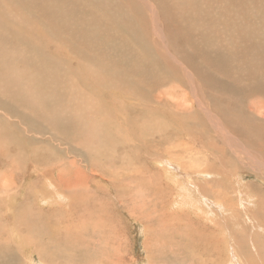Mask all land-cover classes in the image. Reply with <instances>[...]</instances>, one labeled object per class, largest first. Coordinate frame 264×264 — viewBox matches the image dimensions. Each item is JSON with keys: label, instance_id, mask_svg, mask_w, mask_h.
Segmentation results:
<instances>
[{"label": "bare ground", "instance_id": "obj_1", "mask_svg": "<svg viewBox=\"0 0 264 264\" xmlns=\"http://www.w3.org/2000/svg\"><path fill=\"white\" fill-rule=\"evenodd\" d=\"M3 1L8 3L7 7L3 5ZM185 1L190 3L189 0ZM205 1L207 4L208 0ZM239 1L243 4L241 8L243 9L247 0ZM141 2L143 10L151 12V14L149 12L150 16H139L141 9H135V11L142 23H150L149 30L153 34L151 36L153 38L149 37L148 39V37L142 38L140 36L142 32L137 31L134 19L128 13L132 7L129 2L124 0H0V167L5 166L8 162L15 167L10 171H3L2 168V173H5L4 176L7 174L9 177L8 173L11 176L10 178L6 176V185H3V180L0 181V204H2L0 209L3 207L0 211V241L5 238V234H7V237L10 235L13 240L20 238L21 235L28 238L30 234L33 236L40 235L42 234L40 229H46V227H48V231L56 233L53 238L58 236V238H62V231L61 233L58 231L60 230L58 228L59 221H54L50 217L53 211L43 212L45 209L42 208L43 206L41 207L43 213L40 221H44L43 225L37 223L39 219L35 220V218L28 217L34 216V211L39 212L35 208L29 214L30 208L32 209V204L26 202L27 199L31 198L29 188L38 186L37 183L44 180L42 177L44 175L46 180L52 181L54 170L57 168L54 165L56 162L66 166L67 160H69L70 167L73 166L72 171L74 170L73 172L80 177L87 175L86 177L89 178L90 173L88 174L86 169L88 171L91 169L100 175V166L103 165L100 157L106 160L111 152L121 154L130 147H127L130 143L124 144L128 141L125 140L126 137L123 141H117L121 138L115 137L112 131L117 128L118 132L121 127H125L130 122L137 124L136 118L138 117L139 120V117H143L142 114L145 112H148V116H146L148 120L158 116L163 121L162 117H166L169 124L167 126L157 125L156 131L161 132V134L159 133L160 136H155L157 133L155 132L154 135V131H152L154 137L152 132L149 139L141 136L142 139L135 142L141 144L135 147H144L147 151L149 143H151L149 142L151 137L157 147L171 139L174 141L173 145L180 146L181 149L183 148L186 152L191 153L195 149L190 146V141L197 138L201 145L196 148V155L203 154L207 156L206 151L214 154V157H211L212 160L205 163L211 168L212 172L204 183L211 182L203 185L205 186L204 190L200 187L201 190L198 189L197 191H210L218 183L219 187L221 186V177L218 179V160H221L222 156L216 151L223 149L224 145L222 148L217 144L212 147L208 145L204 137L195 133L194 130L198 128L193 129V124L198 125L197 123L201 122H199L200 119H196L193 110H191L192 107L198 108V115L206 121L204 125L209 124L210 127L204 126V129L208 132L206 134L213 136V141L216 142L217 139L223 138L224 141H230L232 147L235 144L238 151L248 161L250 160L252 167L250 169L253 172L261 175L264 171V0H261L259 8L257 7L258 11H255L256 13L252 12V8V10H249L251 6H248L244 9L245 11L235 12V16L234 11H222L216 13V15H211V13H214L211 10V12L198 11L191 17L187 15L190 11L185 10L187 14H184V10L181 9H185V7L181 8L182 6L180 7L179 3L176 4L171 0L169 2L167 0H141ZM182 2L181 0V5ZM208 2L209 5L217 4L215 2L213 4L210 0ZM221 6L223 7V4ZM158 7L161 10H158ZM175 9L178 11H174ZM198 9L200 8L198 7ZM162 10L165 11L163 16L159 12ZM9 11L15 12L10 13ZM216 11L218 10L216 9ZM192 12L190 13L192 14ZM220 17H223L225 24L216 25V21L212 19L217 20ZM172 22L179 24V26L176 28L167 26ZM192 24L194 25L191 27ZM174 28L176 29L175 33ZM145 29L147 28L145 27ZM128 33L131 35L129 39ZM177 37L180 42H169V48L172 49V52L165 54L166 51L160 48V39L168 38L169 41V38L174 39ZM223 39L227 41H223ZM50 45L67 47L69 50L66 53L67 57L60 56V53H65V51L61 52L58 48H54L56 53L51 52L48 49ZM154 50H157V52L155 53ZM177 58L180 59L181 64H179L183 68L179 67L177 69L174 66ZM68 59H75V61L69 63ZM68 63L72 67L76 64L74 74L77 78L73 79H79V81L85 83L84 85L90 83V86L102 87V89L94 91L97 92L96 94L92 93L94 94V100L89 97L92 94L86 93L87 91L84 92L81 89L82 87L79 90L75 84L68 82L69 79L67 78L70 75L67 76V70L64 71V69L69 68ZM148 63H151V65H147ZM148 67L151 70H148ZM182 69H184L183 75L177 71H182ZM82 71L88 73L91 81L84 74H81ZM178 76L181 83L183 82L184 87L189 89L190 92L184 93V95L186 94L184 107H180L179 103H176L175 105L171 104L175 107L174 109H167L165 104L168 105L170 102L164 99L161 90L154 93L152 88L162 89V86H167L169 81H176ZM139 78L148 81L151 88H148L150 84L148 85L146 82V84L138 85L137 80ZM149 80H152V83ZM75 82L77 83V81ZM69 87L74 89L68 90ZM75 87L78 89H75ZM139 87H144L146 90L143 91ZM134 90L140 92L141 96L139 97L137 94L136 96L139 97L138 100H141V104L144 100L152 102L151 109L136 108L130 104L131 102H123H129L131 95L135 92ZM164 92L167 94L170 90ZM201 93L204 94V100L208 106H212L220 114L211 111L213 110L211 107L210 111H207L208 107L205 102L203 103ZM98 99L104 102L103 106L98 104ZM186 101L192 103L191 107L188 106ZM208 101L210 102L208 103ZM104 114L106 115L105 119L103 118ZM203 114L204 118H202ZM130 115L132 119H130ZM101 118L103 120H100ZM145 122L148 121L145 120ZM186 123L187 125H184ZM128 126L137 127L129 124ZM134 127L129 128V131L130 129L133 130ZM137 128L140 129L139 126ZM123 129H120V131H123ZM135 130L137 129L135 128ZM190 130L193 131L188 134L187 132ZM210 130H213V132L209 133ZM50 131H53V133L51 132L50 136H45ZM140 131L138 130V132ZM117 132L115 130V134ZM132 132L134 135L136 134L135 131ZM31 133L40 134L41 137H38V135L32 136ZM125 133L128 135V139L131 138L128 130ZM233 134L234 137L237 136L234 141ZM184 140L188 141L190 145ZM186 145L188 148H186ZM119 147L120 149H118ZM109 149H111V152ZM7 157L9 161L6 162ZM94 159H97L96 162L98 161V163H95ZM179 163H182V161ZM30 165L35 166L36 170H42L39 168L43 166L47 170V168H50L48 165H51L53 169L51 168L50 172L41 171L42 176L38 174V176H34L27 168ZM152 168L151 166L148 170ZM171 169L173 170V168ZM200 169H198V172L195 171L199 176L210 172L207 167L203 170ZM78 175L77 177H79ZM185 175L187 178L189 172L182 176ZM59 179H61L60 181L63 180V178ZM78 179L71 181L72 183L77 181L79 184L82 179ZM177 181L180 182L181 180ZM198 181L201 183L199 179ZM198 181L194 183L198 184ZM261 181L264 182V175ZM251 183L253 184L250 185L249 183L247 185L248 191L254 194L255 197L257 195V197L264 199L262 185ZM86 191L89 192L87 188ZM245 192L247 191L245 190ZM43 197L44 195L40 197L41 203L46 202L45 197ZM80 198L81 200L74 201L77 203L84 202V196ZM2 199L4 204L1 203ZM206 200H210V198L206 196ZM210 202L214 205L221 203L216 202V200H210ZM16 203L19 204L15 206ZM5 204H7L6 207ZM48 224L53 225V227L48 226ZM20 228L24 229L23 234H16L14 230ZM28 232L29 234H27ZM28 242L30 245H25V247L22 242L20 249H16L11 242H0V264H12L13 260L22 262V258L19 256L24 255L23 258H26L27 251L25 250L28 247H35L34 252L37 250L46 257L42 259L43 263H53L52 259L54 258L47 254V248L39 241ZM59 244V241H53V245L57 246ZM72 245L74 246V244ZM65 246H68V244ZM29 255L32 256L34 253L28 254V264L31 263L28 261ZM71 259L67 260L71 261Z\"/></svg>", "mask_w": 264, "mask_h": 264}, {"label": "rangeland", "instance_id": "obj_2", "mask_svg": "<svg viewBox=\"0 0 264 264\" xmlns=\"http://www.w3.org/2000/svg\"><path fill=\"white\" fill-rule=\"evenodd\" d=\"M124 1L129 2L130 3L129 5L132 7L131 11H128V13L133 17L134 23L137 27V31L142 32L140 36L142 38L148 37V39L149 37L153 38L151 37L153 36V34L149 30L150 23H144V22L142 23L139 17V16L147 17V15L150 16L151 12L143 10L144 8L141 0H124ZM167 1L169 2V0ZM171 1L176 4L179 3L180 7L182 6L181 8L185 7V9L184 8L181 9L180 7H178L182 11L184 10L183 12L184 14H187L188 11L192 12L196 10L195 12H192V14L190 12L187 14L190 17L194 13H197L198 11L211 12V10L212 12L214 11V13H211V15H216V13H221L222 11L225 12L234 11V16H235V12L239 10L245 11L244 9L248 8V6H251L249 10L252 8L253 9V10L251 9L252 12L256 13L255 11H258L257 9L261 4V0H247V2H245L244 8L241 9L243 7V4L239 0H217V1L210 0L213 4L214 2L215 4L217 3L216 5H209L208 2L209 0L207 1L208 5L206 4L205 0L204 1L197 0L196 2L198 3L196 2L194 3L195 0H189V1L187 0L190 3H187L185 0H182L183 1L182 5H181V0H171ZM191 2L194 3L195 5L192 4ZM220 3L223 4V7L221 6ZM3 5L7 7L8 3L6 1H3ZM198 7L200 9H198ZM210 7L211 9L209 10ZM135 9L136 10L141 9L140 11L141 14L139 13V16L137 15ZM216 9L218 11H216ZM158 10H161V8L158 7ZM185 10H187L186 13ZM162 11L159 12L163 16L165 11L163 12ZM174 11H178V10L175 9ZM9 12L14 13L15 11H9ZM212 20L216 21L217 23L216 25L223 23L225 24V22L223 21V17H220L217 20L216 19H212ZM193 25L194 24H192L191 27ZM167 26L176 28L179 26V24L172 22V24L170 25L168 24ZM145 27L147 29H145ZM152 27H153V23H152ZM175 28L173 29L174 33L176 32ZM130 36H131L130 33H128V39ZM167 39H163V40L160 39L159 45L161 49L166 51V53L164 52L165 54L167 53L170 54L172 52V49L169 48L170 47L169 42L177 43L180 42V39H178V37L174 39L169 38V41ZM223 41H227V40L223 39ZM54 48H58L61 52L65 51V53L64 52L60 53V56L64 58L67 57L66 53L69 52L67 47L65 46L55 47L50 45L48 49H50L51 52L56 53L54 51ZM154 51L155 53L157 52V50ZM71 61L74 62L75 59H68L69 63ZM69 63L67 64L69 68L65 64L68 69H64V71L67 70L68 72V74L66 72V75L71 76V78H69L70 76H68V78L66 76V78L69 79L68 82L70 81L69 83L75 84L76 87L79 88V90L83 89L84 92L87 91L86 93L89 92L90 94L92 93L96 94L97 92H94L95 90L98 91L97 89H102V87L100 88L97 87L96 85L90 86L91 85L90 83L84 85L85 83L79 81V79L78 80L73 79V78H77L75 77L74 74V70L76 69V64L72 67ZM179 63L181 64L180 59L178 60L177 58L174 65L175 67H177V69L181 67ZM147 65H151V63H148ZM148 70L151 69L148 67ZM177 71L181 72L182 75L184 74V69H182V71L181 70H177ZM81 74H84L87 77V79L91 81L88 73L82 71ZM179 76L177 77L176 81H171V82L169 81L167 86L165 85L162 86V89L152 88V91L154 93H158L159 90H161V94H163V97H165L164 99L170 102L168 105L165 104V107L167 109L170 108L174 109L175 107L172 105L173 104L175 105L176 103H179L180 107L185 106L184 101L186 100V94L184 95V93L190 92V90L184 87L183 82L181 83V81L179 80ZM70 79L72 81L74 80L77 81V83L75 81L72 83ZM149 81L151 82L152 80ZM79 82H81L82 85H80L81 83ZM145 82L146 81L143 80L142 78H139L137 80L138 85L141 84L143 85L146 83L148 85L150 84L148 83V81L146 83ZM173 86L176 88H174ZM76 87L75 89H78ZM71 88L74 89L73 87ZM71 88L69 87L68 90H72ZM139 88L143 91L146 90V88L144 87H139ZM148 88H151V84L148 86ZM185 89L187 90L185 91ZM169 90L170 92L172 90L171 92L172 95L170 92H169L170 94L168 92L167 94L166 92H164ZM134 91L137 92V90ZM135 92L133 93L134 96L131 95V99H130L131 101L129 100V102L127 101H123V102L125 103L131 102L130 104L134 105L136 108L143 107L144 109L146 108L145 110L151 109L150 105L152 106V102L148 100H144L142 101L143 103L141 104V100H138L141 94H139L140 93L139 91L137 93ZM94 94H92V96H89L91 100H94ZM136 94L139 97H137ZM190 95L192 94L190 93ZM201 96L204 103L205 102L204 94L201 93ZM172 99L174 100L172 101ZM180 100L182 103L180 102ZM136 101L138 102L136 103ZM209 102L210 101H208V103ZM98 104L100 106H103L104 102L101 99H98ZM191 104H192L191 102L188 103V106L191 107ZM247 105L249 104L247 103ZM206 106L208 107L207 111H210V109L212 108L213 110L211 111L219 113L218 111L214 110L212 106L210 105L208 106L207 103ZM191 110H193L196 119L197 120L200 119L199 122H201V123H197L198 125H196V123L193 124V129L198 128L196 130L200 131L197 132L196 130H194L195 133L198 136L204 137L205 140L208 142V145H211L212 147L215 144H217V146L219 147L221 146L222 148L224 145L223 149H221L220 151H216V153L219 152V154L222 156V159L218 160V174H219L218 179L221 177L220 187L218 183L216 187L212 188L210 191H197L198 189L201 190V188H203L204 190L205 186L203 185L209 184L211 182L210 181L204 183V181H206L207 178L210 177V173L212 172L211 168H209V166H207V164L205 163L210 162V160H212L211 157H214L213 153L212 156L211 152H207V151H206L207 156L203 154L196 155L195 150H197L196 148H199V146L201 145L197 138L193 139L195 143L191 139L190 141L191 145L190 143H188V141L184 140L186 143H188L191 147L195 149L193 150L194 152L192 151L191 153L186 152L185 149L183 148L181 149L180 146L173 145L174 141L171 139H168L167 143H164L163 145L157 147V145H154L155 143L151 137V140L149 141L151 143H149L150 145L147 151L145 150L146 148L144 147H140V148L135 147L141 144V143H135L136 141L139 142V140L142 139L141 136L142 137L144 136L143 138L149 139V137L151 136L150 133L152 131H154V135L157 133L155 136L157 137L158 135L160 136L161 132L156 131L157 125L167 126L169 124L167 123L166 117L165 118L162 117L163 121L159 119L158 116H157L158 118L156 117L158 120L155 117H153V119L151 118L148 120L147 119L148 117H146L148 116V112H145L142 114L143 117H139V120L137 119L138 117L136 118V121L138 122L136 123L138 125L135 124L134 122L128 123L129 125H135L137 127L139 126L140 129L134 126H128L127 124L125 125V127H123L124 129L122 127L120 128L123 129L124 132L122 130L120 131V129L117 132V128H115L112 131L115 137L121 138V139L116 138L117 141L119 140L123 141L124 138L126 137L125 140L128 141L124 142V144L130 143L127 145V147L130 146L131 148L126 147L127 148L126 152H122L121 154L119 153L120 155L114 152L115 155H113L114 153L111 152V149L113 147H110L111 149L109 150L113 157L111 155L110 156L108 155V158L105 160L99 156L103 164L100 166V173H101L100 175H98L97 172L89 168L90 169L89 171L88 169H86L88 174L90 173V176L88 175L89 178L86 177L87 175H82L80 177L77 173L73 172L74 170L72 171L73 166L70 167L71 164H69L70 162L69 160H67L69 162V163L67 162L68 166L67 165L62 166L58 162L54 163V165L57 166V168L54 170L53 180L54 178L55 180L54 181L52 180L54 182L53 183L48 179L46 180L45 175L42 176L43 174H41L42 173L41 171L50 172V169L52 168L51 165H48L50 168H47V170L44 166L42 168L41 167L39 168L42 170H36L35 166L33 165L27 166L28 170L31 171L30 173L32 175L34 176L41 175L44 178V180H40L41 182L37 183L38 186L36 187L32 186L29 188V193L31 195V198L26 200L27 203L32 204L31 205L32 209L30 208L29 214H31L32 210L34 211L35 208L38 209L39 212L34 211L35 215L28 217L35 218V220L39 219V222L37 223L38 224L41 223L39 225H43L44 221H40V219L42 218L41 214L43 212H47L48 210H50V212L53 211V213L50 214V217L54 221L55 220L59 221L58 228L60 230L58 231L59 233H61L62 231L61 233L62 238H58L59 236L57 238H53L56 236V233L48 231L47 229L48 227H46V229H42V230L40 229L42 234L35 235L38 238L31 234L28 235L30 236L28 238L27 236L21 235V233L23 234L24 229L20 228L14 230L16 234L21 235L20 238L13 240L10 235H8L9 237H7V234H5L4 235L5 238L4 239L2 238L0 242L3 243L11 242V244L14 245L16 249H20V247L22 246L21 245L22 242L24 243L23 245L25 247V245L28 246L30 245L28 241H31V243L33 241H37V242L39 241L40 244H42L44 247L47 248L46 251L47 254L52 258H54L52 259L53 263H48V264H233V263L234 264H264V218H263L264 199L257 197V195L255 197V195L250 193L247 189V185L249 183L250 185L253 184L251 182H254L255 184L258 183L260 186L262 185V187L264 188V182L261 181V178L264 175V171H262L261 175H259L256 172H253L251 170L252 167L250 164L251 162H249L250 160L248 161V159L238 151V148L235 144L233 145L234 147L233 149L230 141L228 142L225 140L226 141L225 142L223 140L224 138L217 139L216 142L213 141L214 140L213 136L210 134H206L208 132H206L204 129V126L206 127H210V126L208 123L204 125L206 121H204V119H201L200 116L198 115V108L192 107ZM214 116L216 115L214 114ZM104 117H106L105 114L103 118ZM103 118H101L100 120H103ZM140 118L143 119L141 120ZM202 118H204V114ZM130 119H132L131 115H130ZM181 119L183 120L184 118ZM145 120H147L148 122H145ZM44 121L46 120L44 119ZM184 125H187V123ZM131 127H134V129L133 130L130 129L131 131L130 132L129 128ZM135 128L137 130H135ZM115 130L117 134H115ZM127 130L131 134V138L129 139H128V135L125 133L127 132ZM138 130L141 131L138 132ZM132 131H135L136 134L134 135ZM192 131L193 130H190L187 133L190 134L192 133ZM51 132L53 133V131H50V133H47L45 136H50ZM212 132L213 130L209 131V133ZM30 135L32 136L38 135V137H41L40 134H36V133H31ZM236 137H234L233 134V141L236 139ZM174 146H176V148H174ZM186 148H188L187 145ZM118 149H120V147ZM128 150L129 152H127ZM134 153H136L137 155L136 154L134 155ZM234 158H237L235 159L236 161L234 160ZM96 160L97 159H94V162L98 163V161L96 162ZM169 160L171 161L168 162ZM7 161H9L8 157L6 159V162ZM181 161L182 163H179ZM163 164L165 167L163 166ZM60 165L61 167H63L62 169L61 167H59ZM151 166L153 168L148 170V168ZM179 166L181 167L179 168ZM13 167L14 165L8 162L5 166L0 167V172L2 173L5 170L10 171ZM206 167L210 170L209 173L208 172L203 173L200 176L197 175L196 172L199 171L198 169L201 168L200 170H203V168ZM247 167L251 169L249 170ZM171 168H173V170ZM228 168L231 169L229 170ZM178 169L180 173L178 172ZM139 170L141 171L139 172ZM185 171L189 172V175L187 176V178L190 180L189 182L188 179L186 178V175L184 177L182 176L183 174L186 173ZM51 172H53V170H51ZM160 172L162 173L160 174ZM1 173H0V179H1L0 181L3 180L4 181L3 185H6L5 179L7 174L6 176H4L5 173L2 174ZM8 174L11 176L10 173ZM158 174L160 175L158 176ZM77 175L79 177H77ZM242 175H243V179H242ZM10 176L7 177L10 178ZM59 178H63L65 182L63 183V180L60 181L61 179ZM76 178L77 179L81 178L82 180L81 179L80 180L82 183L79 182L78 184L77 181L76 182L74 181L72 183L71 180L74 179L77 180ZM198 179L202 184L199 183ZM177 180H181V181L179 182ZM55 181L58 183H56ZM197 181L198 184H195L194 182ZM190 182L191 184L189 185ZM74 183L75 184L77 183L78 187ZM225 183L227 184V187ZM75 187L77 188L75 189ZM86 188L89 192L86 191ZM72 190L75 192H73ZM245 190L247 192H245ZM262 193H264V190L262 191ZM42 195H44L45 197V198L43 197L46 200L45 203H41L40 197H42ZM81 196H84V202L77 203L76 201L81 200L80 198ZM206 196H208L212 201L216 200V202H221V203L214 205L213 203L210 202V200H206ZM1 203H3V199ZM18 204L19 203H16L15 206H17ZM1 205L2 204H0V206ZM4 206L6 207L7 204H5ZM41 207L44 208L45 211L42 212ZM2 208L0 209V211H2ZM14 210L16 209L14 208ZM48 226L53 227V225L50 224H48ZM11 234L13 235V232ZM27 234H29V232ZM54 240L59 241L60 244L57 246L53 245ZM67 244L68 246H65ZM72 244H74V246ZM34 249L35 247H28L25 250L27 251L26 258H23L24 255H20L19 257L22 258V262L20 260L19 261L16 260V262L15 260H13L12 264L13 263L28 264L27 262L28 254H33V253L34 255L32 256L29 255L28 261H30L32 264L35 263L46 264L43 263L44 261L42 260L45 259L46 257L43 256L41 253H39L37 250L34 252ZM71 250L75 252L71 253L72 252ZM65 251L66 253H64ZM67 252L70 253L68 254ZM81 253L83 254L81 257H79ZM98 254L100 256H97ZM67 259H71V261Z\"/></svg>", "mask_w": 264, "mask_h": 264}]
</instances>
